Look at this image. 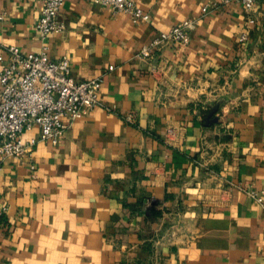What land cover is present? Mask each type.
I'll return each mask as SVG.
<instances>
[{
	"label": "crops",
	"instance_id": "crops-1",
	"mask_svg": "<svg viewBox=\"0 0 264 264\" xmlns=\"http://www.w3.org/2000/svg\"><path fill=\"white\" fill-rule=\"evenodd\" d=\"M136 2L148 21L65 0L42 37V0H0V70L8 46L45 45L102 77L58 144L4 160L0 264H264V0L253 22L238 0ZM187 18L188 44L137 55Z\"/></svg>",
	"mask_w": 264,
	"mask_h": 264
},
{
	"label": "built area",
	"instance_id": "built-area-1",
	"mask_svg": "<svg viewBox=\"0 0 264 264\" xmlns=\"http://www.w3.org/2000/svg\"><path fill=\"white\" fill-rule=\"evenodd\" d=\"M65 0H42L40 15L35 24L42 37L61 32L59 19ZM109 6L114 13H126L132 22L148 21L150 15L136 0H92ZM253 22L257 0H238ZM207 5L202 11L206 12ZM5 12H0L3 19ZM198 24L197 18H187L161 31L145 42L137 55L148 59L165 45L188 44L190 31ZM246 39V34L241 35ZM9 61L0 70V171L9 156H23L32 152L38 141L58 144L66 128L84 112L101 104L102 77L77 81L71 74L69 58H50L47 46L39 52H25L18 46L7 47ZM2 59V57H1ZM112 68V66H110ZM128 119H132L128 115ZM38 127L37 136L25 134ZM254 200L264 207L263 195L249 191Z\"/></svg>",
	"mask_w": 264,
	"mask_h": 264
}]
</instances>
